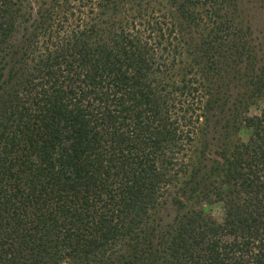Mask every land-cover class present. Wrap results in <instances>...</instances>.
I'll return each mask as SVG.
<instances>
[{
  "label": "trees",
  "instance_id": "trees-1",
  "mask_svg": "<svg viewBox=\"0 0 264 264\" xmlns=\"http://www.w3.org/2000/svg\"><path fill=\"white\" fill-rule=\"evenodd\" d=\"M31 1L0 0V264H264V0Z\"/></svg>",
  "mask_w": 264,
  "mask_h": 264
},
{
  "label": "rangeland",
  "instance_id": "rangeland-1",
  "mask_svg": "<svg viewBox=\"0 0 264 264\" xmlns=\"http://www.w3.org/2000/svg\"><path fill=\"white\" fill-rule=\"evenodd\" d=\"M29 2H30V4H32L33 1L29 0ZM34 7L35 6L33 5V8ZM249 9H251V7ZM259 112H260V106L257 104V105H255L249 109L248 116L258 115ZM226 120L227 119H221V117H218V120H217L218 124L215 125L214 133L211 130L209 131L210 133H208L209 135L212 134L214 136L213 138L215 140L213 142L212 141L209 142V147L206 148V155H209L211 157V159H213V160L214 159L219 160L217 157V154L221 153V149L219 148V146L223 142L222 138L224 136V133H226V132H224V130L222 128V127H224V125H226ZM213 121H215V120H212V122ZM229 138L230 139H229L228 144L232 145L236 138L245 139L246 135H245V132H241V133L235 134L233 136L230 135ZM195 144H194L193 151H196V155H197V153H199L198 151H200V144H196V145ZM173 197H175V196H173ZM168 201H169L168 206L169 207L171 206V207L168 210V212H169L168 214L170 216L166 220L171 221L174 218L175 214L178 213V210L181 209L182 207H186L187 204H186V201L184 199H181V198H173V199L171 198V200H168ZM207 213L209 215H211L215 220H220V218H221V208L219 205L211 206L210 208H208Z\"/></svg>",
  "mask_w": 264,
  "mask_h": 264
}]
</instances>
